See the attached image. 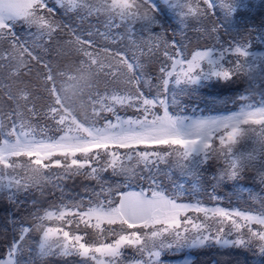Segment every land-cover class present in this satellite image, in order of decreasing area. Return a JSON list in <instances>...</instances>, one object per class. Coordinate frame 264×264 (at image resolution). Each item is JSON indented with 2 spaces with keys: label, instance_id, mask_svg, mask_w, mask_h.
Returning <instances> with one entry per match:
<instances>
[{
  "label": "snow or ice",
  "instance_id": "1",
  "mask_svg": "<svg viewBox=\"0 0 264 264\" xmlns=\"http://www.w3.org/2000/svg\"><path fill=\"white\" fill-rule=\"evenodd\" d=\"M248 6L0 0V203L4 235L14 233L0 264H169L165 255L213 247L264 257V197L250 192L258 207L241 209L216 195L248 172L264 188V51L253 50L264 46V27L239 24ZM165 9L176 28L165 27ZM190 24L203 46L184 42ZM121 28L129 45L113 47ZM225 88L234 96L211 102L235 110L185 114L181 97ZM213 161L209 205L200 193ZM176 173L191 183L166 187L160 177ZM76 178L96 186L48 207L20 199H46L48 186L63 191Z\"/></svg>",
  "mask_w": 264,
  "mask_h": 264
},
{
  "label": "rangeland",
  "instance_id": "2",
  "mask_svg": "<svg viewBox=\"0 0 264 264\" xmlns=\"http://www.w3.org/2000/svg\"><path fill=\"white\" fill-rule=\"evenodd\" d=\"M49 2L51 3V0H49ZM246 2L248 3L249 6L245 9L240 10L236 14V20L239 22L241 26L246 25V24H255L257 27H264V24L261 23V21H264V0H246ZM167 16L169 18L170 13H168L167 9H165L164 12L162 13V17L165 20V27H170L173 29L176 28L177 25L174 21H173V24L175 25V27H173L172 26L173 24H170L169 21L166 20ZM91 24L93 25V30H94V27L96 25V20L93 19L91 21ZM84 28L86 31L89 29V22L87 21L85 22ZM136 29H137L136 39L139 40L140 39L139 25L136 26ZM103 30H104L103 27H101V31ZM126 31L127 30L125 28H121L119 30V34L117 38L119 39V36L123 35V39L120 41L119 44L113 45V47H126L129 45V38L127 35H124ZM155 31H160V29L156 28ZM252 35L254 36L255 33H253ZM184 36L186 37V40H184V42L187 43L190 41L191 42L190 46L192 48H195L197 46H203L205 43V41L198 36V34L195 31L194 26L191 24L188 26L187 29H185ZM169 38H171V34H169ZM96 39L101 40V42H103L102 38L100 37H96ZM176 39L181 40V36L178 34L176 36ZM253 50L254 51H264V46L254 41ZM155 67L156 65L154 64L149 65V70L151 71L155 69ZM0 75H3V74L0 73ZM257 87L264 88V82L257 81ZM229 96H234V95H226L223 97H219V96H215L214 94H208L204 92V90H202L201 99H195V98H189V97H181L180 99H181L182 104L187 106V111L185 113L186 115H192L193 108H195L196 115H199L201 111H203V113L207 115V114H216V113L224 112L226 109L235 110V108L238 107V105L234 106L231 102H229L227 106L228 108H230L231 106L234 108H230V109L228 108L223 109L225 108L223 107V105H225L223 103L213 104L211 102L212 98H215L217 100H223L224 98L229 97ZM216 167H217L216 162L213 161L211 166L208 168L205 174L204 182L202 184V191L200 193V197L203 198L205 202L208 203L209 205L213 203L212 201L208 199V192L211 191V187L213 183L209 177L211 176L212 172L215 170ZM110 175H111L110 173L106 174L105 178L107 179ZM253 176H254L253 172H248L246 173L245 178L239 181L237 184L227 183V184H223L217 187L216 195L222 198V200L220 201L221 206L246 209L244 206V202L246 205H248L249 203H247V201L250 200L253 203H255L256 206L258 207V202L251 200L249 197V193L251 192L252 194L257 195L259 197H264V188H262L261 185L253 179ZM160 179L163 181L166 187H171V181H175L177 183L182 181L183 183H185L186 186L191 183V181H189L187 178L180 177L178 173L174 174L171 177L161 176ZM75 180L68 181L64 185L63 191H61L60 189L54 190L51 186H48L45 189V192L47 195L46 199L40 197L38 192H33L27 195H21L20 199L26 200V201L37 200L40 206L42 207H48V205L55 203L53 200L54 198L53 196L55 194H59L60 196L65 197V200H69L72 198L79 199L80 196L87 195L86 193L83 192V189H81L80 195H77V192H78L77 190L67 189L68 188L67 186H69L72 183H73V187L76 186L75 184H77V181ZM208 181L210 182L208 183ZM93 185H94L93 187H95L96 182H93ZM239 199L243 201L241 206H239L237 203H234L235 200H239ZM28 243H32V240L29 239ZM208 249H211V248L188 250L185 253L181 254L180 256L165 255L163 259L168 261L169 264H175L176 260L183 259L185 256H189L194 260V264H199L201 262L205 264H216L213 262L208 263V261L210 260L209 257H206V258L202 257L201 252L206 251ZM220 251H225L227 255H224V254L220 256L218 255L219 262L220 261L224 262V260L227 259V261H231L232 264H233V260H235V262L237 261L242 262L246 254L245 252H242L241 250H238V249H232V250L221 249ZM243 254H244V258H243ZM247 255L250 256V258L254 262H257V264H264V257L253 256L250 253H247ZM24 258L25 257H21V259H24ZM55 258H60V257H55ZM60 259L63 261L62 258ZM204 259L206 260L204 261Z\"/></svg>",
  "mask_w": 264,
  "mask_h": 264
},
{
  "label": "trees",
  "instance_id": "3",
  "mask_svg": "<svg viewBox=\"0 0 264 264\" xmlns=\"http://www.w3.org/2000/svg\"><path fill=\"white\" fill-rule=\"evenodd\" d=\"M166 18V17H165ZM167 21H169L170 24H173V21H171L168 16L166 18ZM173 27H175V25L173 24L172 25ZM204 92L208 93V94H214L215 96H219V97H223V96H226V95H234L235 92H236V89L235 88H232V89H228V88H225V89H204ZM223 109H226L228 108L227 105H223ZM230 108H234V107H230ZM228 108V109H230ZM77 181V184H75L76 186L73 187V183L70 184L69 186H67L68 188L67 189H71V190H77V195H80L81 194V189L84 188V184L87 183L90 187H93V182L95 181H83V178H76ZM210 181H208L209 183ZM53 200L55 203H60V201L63 199L65 200V197H62L60 196L59 194H55L53 196ZM234 203H237L239 206L242 205L243 201L242 200H235ZM247 203H249L248 205L245 204L244 202V206L245 208L247 207H257L255 203H253L252 201H247ZM31 210V209H29ZM21 213H23V209L21 210ZM19 215V214H18ZM6 216H7V213L4 209V206L2 203H0V251H3L7 241H10L12 238H13V235L14 233L12 232L11 228H9L8 230V234H7V237H5L4 235V228L6 226ZM221 249H217V248H211V249H208L206 251H203L201 252L202 253V257H209V262H213V263H216V264H223L222 261L219 262V258H218V255H227L225 251H220ZM243 258H244V254H243ZM206 259H204L205 261ZM227 260V259H225ZM224 260V261H225ZM207 262V261H206ZM36 264H40V261L37 260L36 261ZM44 264H64V261H62L60 258H55V257H49V258H46L44 260ZM199 264H205L203 262L199 263ZM233 264H237V262H235V260H233ZM239 264H257V262H254L250 256L247 255V253L245 254V258L242 262H239Z\"/></svg>",
  "mask_w": 264,
  "mask_h": 264
}]
</instances>
